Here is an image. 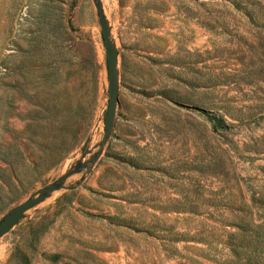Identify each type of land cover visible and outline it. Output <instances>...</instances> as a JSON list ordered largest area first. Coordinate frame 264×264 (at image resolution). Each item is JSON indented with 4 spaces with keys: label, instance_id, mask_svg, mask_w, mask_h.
<instances>
[{
    "label": "rangeland",
    "instance_id": "rangeland-1",
    "mask_svg": "<svg viewBox=\"0 0 264 264\" xmlns=\"http://www.w3.org/2000/svg\"><path fill=\"white\" fill-rule=\"evenodd\" d=\"M43 196L0 264H264V0H0V223Z\"/></svg>",
    "mask_w": 264,
    "mask_h": 264
},
{
    "label": "water",
    "instance_id": "water-1",
    "mask_svg": "<svg viewBox=\"0 0 264 264\" xmlns=\"http://www.w3.org/2000/svg\"><path fill=\"white\" fill-rule=\"evenodd\" d=\"M99 15L103 16L102 5L99 3L98 6ZM101 30L102 35L105 40L106 48H107V57H108V74H109V83H110V100H109V108L107 114V135L110 134L113 121L116 115V108L119 99V84H118V50L110 41L109 35V27L105 19L101 20ZM56 186H50L42 191L45 195H49L56 190ZM46 196L33 198L20 205L18 208L13 210L1 223H0V238L6 235L9 231H11L23 218V215L35 207L39 203H41Z\"/></svg>",
    "mask_w": 264,
    "mask_h": 264
},
{
    "label": "trees",
    "instance_id": "trees-1",
    "mask_svg": "<svg viewBox=\"0 0 264 264\" xmlns=\"http://www.w3.org/2000/svg\"><path fill=\"white\" fill-rule=\"evenodd\" d=\"M233 243L231 244V249L230 251L232 252L233 258L235 260H232L231 262H229V264H257L254 260L253 257L250 258H246V261L243 262V259L241 256H243V250L244 249V243H243V236H242V232H237L234 233L233 235ZM251 246V250H252V254H256L257 253V244L253 238V241L251 242V244L249 245Z\"/></svg>",
    "mask_w": 264,
    "mask_h": 264
}]
</instances>
